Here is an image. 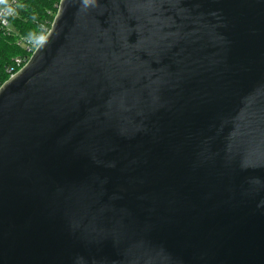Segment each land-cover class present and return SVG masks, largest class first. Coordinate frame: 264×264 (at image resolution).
<instances>
[{
	"label": "water",
	"instance_id": "obj_1",
	"mask_svg": "<svg viewBox=\"0 0 264 264\" xmlns=\"http://www.w3.org/2000/svg\"><path fill=\"white\" fill-rule=\"evenodd\" d=\"M0 264H264V0H61L0 89Z\"/></svg>",
	"mask_w": 264,
	"mask_h": 264
},
{
	"label": "trees",
	"instance_id": "obj_2",
	"mask_svg": "<svg viewBox=\"0 0 264 264\" xmlns=\"http://www.w3.org/2000/svg\"><path fill=\"white\" fill-rule=\"evenodd\" d=\"M59 1L17 0L16 16L9 18L8 28L4 29L0 22V83L8 78L12 69H18L16 65L18 57H26L30 54L24 44L29 40L22 36L40 40V43L51 29ZM13 3L14 0H0V11Z\"/></svg>",
	"mask_w": 264,
	"mask_h": 264
},
{
	"label": "built area",
	"instance_id": "obj_3",
	"mask_svg": "<svg viewBox=\"0 0 264 264\" xmlns=\"http://www.w3.org/2000/svg\"><path fill=\"white\" fill-rule=\"evenodd\" d=\"M14 1H15V3H13L11 6L8 5L4 8H2L0 11V22L2 24V27H4V29L8 28V26H9V18L16 13V4H17L16 1L17 0H14ZM14 4H15V6H14ZM9 15H11V16H9ZM53 24H54V21L52 23V26H53ZM24 44H26V47H27L30 54L27 55L26 57H18L16 59V65L18 66V68H21V69H23L31 61V59L33 58V56L35 55V53L37 52V50L41 46L42 41L40 43H37V44L31 43L30 41L27 43L24 42Z\"/></svg>",
	"mask_w": 264,
	"mask_h": 264
},
{
	"label": "rangeland",
	"instance_id": "obj_4",
	"mask_svg": "<svg viewBox=\"0 0 264 264\" xmlns=\"http://www.w3.org/2000/svg\"><path fill=\"white\" fill-rule=\"evenodd\" d=\"M60 4H61V0L58 2V10H59V7H60ZM58 10L56 11V13H58ZM57 15V14H56ZM9 16H11V15H9ZM13 16H16V14H14ZM56 17V16H55ZM55 19V18H54ZM49 32V31H48ZM48 32L45 34V36L43 37V39L41 40V41H43L44 40V38L46 37V35L48 34ZM22 37H24L26 40H29V41H31V42H33V43H39V41L40 40H37V39H31V38H28L27 36H22ZM20 69L21 68H18V69H13L10 73H9V76H8V78L5 80V81H2L1 83H0V89H1V87L11 78V77H13L14 75H16L19 71H20Z\"/></svg>",
	"mask_w": 264,
	"mask_h": 264
}]
</instances>
